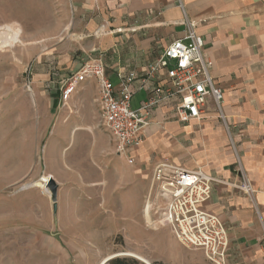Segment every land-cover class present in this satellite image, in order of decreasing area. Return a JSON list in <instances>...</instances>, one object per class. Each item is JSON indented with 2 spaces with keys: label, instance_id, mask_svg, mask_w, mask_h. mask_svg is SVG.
Wrapping results in <instances>:
<instances>
[{
  "label": "crops",
  "instance_id": "0c3cea01",
  "mask_svg": "<svg viewBox=\"0 0 264 264\" xmlns=\"http://www.w3.org/2000/svg\"><path fill=\"white\" fill-rule=\"evenodd\" d=\"M52 1L67 4L68 29L76 38V48L91 56L103 55L107 73L117 87L119 72L136 70L140 78L145 77L147 66L172 42L185 37V21L194 22L195 32L205 42L204 54L213 61L214 82L223 92L220 109L224 120L211 99L205 118L186 124L176 119L173 104L160 107L145 130L143 144L131 153L130 164L116 154L111 134L99 128L94 79L80 84L68 106H61L62 86L81 68V62H76L70 70L58 68L48 81L50 89H55L50 113L61 111L49 139L48 157H61L73 145V155L66 153L70 160L93 143L105 147L109 143L115 155L106 157L110 163L107 194L114 198L123 195V184L130 177L136 187L140 227L158 164L170 162L186 170H202L218 180L202 209L219 216L227 227V264H264V0ZM164 81L162 76L154 85ZM134 89V106L138 107L147 92L141 89L140 80ZM122 158L129 168L127 174L117 168V159ZM244 177L256 192L253 196L238 189ZM173 236L161 237L160 250L155 249L153 238L147 240L145 249L137 252L138 261L195 264L187 262V254H191L199 258L197 264H213L201 250L187 249Z\"/></svg>",
  "mask_w": 264,
  "mask_h": 264
},
{
  "label": "rangeland",
  "instance_id": "374dc122",
  "mask_svg": "<svg viewBox=\"0 0 264 264\" xmlns=\"http://www.w3.org/2000/svg\"><path fill=\"white\" fill-rule=\"evenodd\" d=\"M66 11L65 2L0 0V37H10L9 27L21 31L20 43L0 49V264H100L110 256L138 261L147 240L160 250L161 237L173 236L146 208L139 226L130 177L123 195L108 196L109 143H93L70 160L73 145L61 157H48L61 112L50 113L55 89L48 81L58 68L67 71L91 57L76 48ZM124 162L116 164L127 174ZM50 180L58 186L56 211ZM199 261L187 254L188 263Z\"/></svg>",
  "mask_w": 264,
  "mask_h": 264
},
{
  "label": "built area",
  "instance_id": "2783aa9c",
  "mask_svg": "<svg viewBox=\"0 0 264 264\" xmlns=\"http://www.w3.org/2000/svg\"><path fill=\"white\" fill-rule=\"evenodd\" d=\"M184 25L185 37L172 42L157 61L149 64L145 77L140 78L136 70L119 72L117 87L107 73L103 55L91 56L81 62L80 70L60 90L61 106L66 107L80 84L89 79L97 82L99 128L111 134L116 154L127 158L130 164L131 153L143 144L145 130L160 107L173 104L176 119L186 124L204 119L211 99L224 120L220 109L223 92L212 77L214 64L204 54L205 42L195 32L194 22L186 20ZM162 76L166 81L154 85ZM139 80L147 96L134 108V84ZM217 182L202 170L160 163L153 173L146 208L159 214L158 225L169 228L182 246L201 250L213 264H227V227L219 216L202 209L211 200ZM238 189L249 196L256 193L245 177Z\"/></svg>",
  "mask_w": 264,
  "mask_h": 264
},
{
  "label": "bare ground",
  "instance_id": "6f19581e",
  "mask_svg": "<svg viewBox=\"0 0 264 264\" xmlns=\"http://www.w3.org/2000/svg\"><path fill=\"white\" fill-rule=\"evenodd\" d=\"M20 28V27H19ZM8 29H10V31H11V35H10V37H8V38H1L0 37V49L2 50V48H4L6 45L7 46H13V45H15V44H17V43H20V41H21V31H20V29H18V28H16L15 30H12L10 27L8 28ZM3 37V36H2ZM6 46V48H8ZM46 179H50V177H47ZM145 213L147 214V215H149V207H147L146 208V211H145ZM117 257H119V256H117ZM111 258H115L114 256L113 257H110V258H108V259H106L104 262H103V264H107V262H109V260L111 259ZM136 259H138V258H136ZM140 260V259H139Z\"/></svg>",
  "mask_w": 264,
  "mask_h": 264
},
{
  "label": "water",
  "instance_id": "95a60500",
  "mask_svg": "<svg viewBox=\"0 0 264 264\" xmlns=\"http://www.w3.org/2000/svg\"><path fill=\"white\" fill-rule=\"evenodd\" d=\"M47 187H48V189H49V191L51 193V198H52V201L54 202L55 211H56V201H57V194H58V186H57V184L55 183L54 180H50L49 183L47 184ZM115 258H117V257H115ZM115 258H111L109 261H111V260H113Z\"/></svg>",
  "mask_w": 264,
  "mask_h": 264
},
{
  "label": "trees",
  "instance_id": "16d2710c",
  "mask_svg": "<svg viewBox=\"0 0 264 264\" xmlns=\"http://www.w3.org/2000/svg\"><path fill=\"white\" fill-rule=\"evenodd\" d=\"M109 264H140L137 260H130L126 258H115L108 262Z\"/></svg>",
  "mask_w": 264,
  "mask_h": 264
}]
</instances>
